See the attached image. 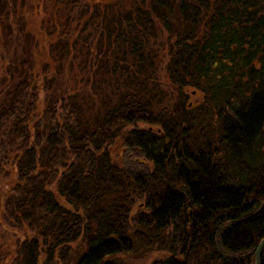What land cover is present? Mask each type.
I'll use <instances>...</instances> for the list:
<instances>
[{"label": "trees", "instance_id": "obj_1", "mask_svg": "<svg viewBox=\"0 0 264 264\" xmlns=\"http://www.w3.org/2000/svg\"><path fill=\"white\" fill-rule=\"evenodd\" d=\"M0 59L11 264H254L264 0H0Z\"/></svg>", "mask_w": 264, "mask_h": 264}, {"label": "rangeland", "instance_id": "obj_2", "mask_svg": "<svg viewBox=\"0 0 264 264\" xmlns=\"http://www.w3.org/2000/svg\"><path fill=\"white\" fill-rule=\"evenodd\" d=\"M90 1V0H89ZM96 0H91V2H94ZM103 1H110V0H103ZM36 22V20H35ZM2 71V65H1V59H0V75ZM196 95L192 94V97L194 98ZM192 98V99H193ZM195 100V99H193ZM121 150L122 148L115 147L113 150L114 154V161H116L119 165L122 161L121 156ZM9 178L1 177L0 178V264H11L10 258L7 257L8 253L12 250L11 245H13L12 241H14L15 237H17V232L13 229H6L5 228V222L3 220V202L2 200L7 195V192L9 191V186L12 183V180L14 179V175L12 170L7 171ZM134 211H139L141 209V206L137 203L136 207H134ZM20 235V234H19ZM166 253L164 251H158L156 249H149V250H137L132 254L125 255L122 257V262L124 264H151L158 261L159 259H162Z\"/></svg>", "mask_w": 264, "mask_h": 264}, {"label": "water", "instance_id": "obj_3", "mask_svg": "<svg viewBox=\"0 0 264 264\" xmlns=\"http://www.w3.org/2000/svg\"><path fill=\"white\" fill-rule=\"evenodd\" d=\"M264 236L262 237V239L259 241V243L257 244L256 248H255V252H254V264H260V251L262 246L264 245Z\"/></svg>", "mask_w": 264, "mask_h": 264}]
</instances>
